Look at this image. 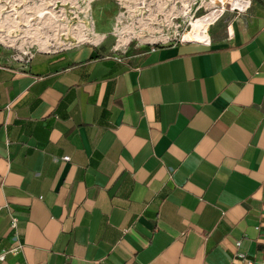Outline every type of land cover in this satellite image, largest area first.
I'll use <instances>...</instances> for the list:
<instances>
[{
  "label": "crops",
  "instance_id": "obj_1",
  "mask_svg": "<svg viewBox=\"0 0 264 264\" xmlns=\"http://www.w3.org/2000/svg\"><path fill=\"white\" fill-rule=\"evenodd\" d=\"M206 36L0 60V264H264V0Z\"/></svg>",
  "mask_w": 264,
  "mask_h": 264
},
{
  "label": "rangeland",
  "instance_id": "obj_2",
  "mask_svg": "<svg viewBox=\"0 0 264 264\" xmlns=\"http://www.w3.org/2000/svg\"><path fill=\"white\" fill-rule=\"evenodd\" d=\"M211 7L210 0H0V60L77 44L135 59L145 45L181 35L201 41L194 22Z\"/></svg>",
  "mask_w": 264,
  "mask_h": 264
},
{
  "label": "built area",
  "instance_id": "obj_3",
  "mask_svg": "<svg viewBox=\"0 0 264 264\" xmlns=\"http://www.w3.org/2000/svg\"><path fill=\"white\" fill-rule=\"evenodd\" d=\"M214 3H215V6L216 7L218 6L220 8V11H219L218 15L209 24H211L216 19H218L220 16H222V14L225 11H229V12H242V11H244L246 9L247 5H248V0H241V6H232L227 0H224L222 2H220V0H215ZM184 41H186V40L183 39V35H181L180 37L175 38V40L173 42H184ZM29 56H30V54H28L26 56V58H28ZM61 159L62 160H67L68 159V156H62ZM14 223H15V219L12 218L11 219V227L12 228L14 227ZM238 244H239V242L236 241L235 242V245H238ZM19 248H20V245H16L15 247H13L10 250H2V251H0V261H2L4 259L5 254L7 252H16ZM234 256H235V258H237V259H239L241 261H245L247 264H251V260L248 259V258H246L244 256V254H242L240 252H236L234 254Z\"/></svg>",
  "mask_w": 264,
  "mask_h": 264
},
{
  "label": "bare ground",
  "instance_id": "obj_4",
  "mask_svg": "<svg viewBox=\"0 0 264 264\" xmlns=\"http://www.w3.org/2000/svg\"><path fill=\"white\" fill-rule=\"evenodd\" d=\"M222 1V0H220ZM215 0H210V3L212 5L210 11L200 17H198L194 24L197 28L202 30L201 34V40L205 41L207 36H206V28L207 25L218 15L220 8L215 6ZM232 6H241V0H230ZM186 40H192L190 37H185ZM46 48V47H45Z\"/></svg>",
  "mask_w": 264,
  "mask_h": 264
},
{
  "label": "water",
  "instance_id": "obj_5",
  "mask_svg": "<svg viewBox=\"0 0 264 264\" xmlns=\"http://www.w3.org/2000/svg\"><path fill=\"white\" fill-rule=\"evenodd\" d=\"M183 39H185L184 37H183ZM186 40V39H185ZM195 41H199V40H195Z\"/></svg>",
  "mask_w": 264,
  "mask_h": 264
},
{
  "label": "trees",
  "instance_id": "obj_6",
  "mask_svg": "<svg viewBox=\"0 0 264 264\" xmlns=\"http://www.w3.org/2000/svg\"><path fill=\"white\" fill-rule=\"evenodd\" d=\"M144 47H147V45H145Z\"/></svg>",
  "mask_w": 264,
  "mask_h": 264
}]
</instances>
